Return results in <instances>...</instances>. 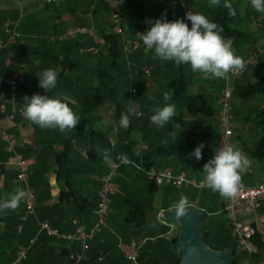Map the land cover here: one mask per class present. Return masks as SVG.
Returning a JSON list of instances; mask_svg holds the SVG:
<instances>
[{"label": "crops", "instance_id": "crops-1", "mask_svg": "<svg viewBox=\"0 0 264 264\" xmlns=\"http://www.w3.org/2000/svg\"><path fill=\"white\" fill-rule=\"evenodd\" d=\"M186 1L199 13L193 0ZM194 1L203 6L200 8L202 11L208 10L209 20L214 17L217 7L210 6L209 0ZM231 1L235 3L236 19L229 25L236 31L233 36L222 35L231 40L235 54L243 59L254 48L261 46L263 49L259 60L246 64L243 72L233 79L230 97L232 136L229 145L240 149L252 161L251 166L242 174V185L251 186L264 184V154L259 155L256 152L262 136L257 115L264 106V95L256 93L243 97L239 95V88L264 75V13L257 12L247 0ZM111 10L110 0H57L51 4H46L44 0H0V39L6 38L1 28L4 21H9L11 27L19 33L12 44L0 49V77L11 76L14 72L21 73L23 79L18 83L16 99L22 110L24 98H31L35 94L61 98L73 111L81 114L97 106L96 96L90 95V91H94L91 90L92 86L82 79L84 70L76 73L75 77L71 75V71L82 58L100 54L103 45L110 46L111 40L104 37L106 34L117 36L111 30ZM125 12L122 23L123 38L137 41V45L125 51L129 60L128 67L132 60L137 61L142 57L140 47L145 48L137 33H145L150 29L137 27L133 31L132 21L144 18L154 22L165 15L168 21L184 19L183 8L173 0H125ZM258 18L261 23L254 21ZM71 26L93 27L97 31L98 40L89 35H79L55 46L54 42L57 41L50 40V36L58 35ZM118 39L120 40L119 37ZM92 47H97V51L92 52ZM74 53L83 57H75ZM137 64L140 70L142 67L148 68L150 74L158 68L157 63ZM48 68L58 73L57 87L52 91L39 87L38 74ZM171 70L172 82L176 80L175 84L180 88L172 96V103L177 108V115L173 118L172 129L169 131L172 133V141L163 139L170 138L171 135L165 131L149 142V136L144 133V122L139 120L140 130H133L132 123L124 132L120 128V132L124 134L120 144L125 140L130 141L133 155L140 145L146 146L143 155L157 145H172V153L163 157L167 162L165 166L156 168L155 163L150 167L171 169L172 166L175 172L191 178L197 176L203 181L204 164L214 158L221 147L218 137L217 95L224 79H206L202 73H193L190 66H177L173 61ZM128 77L132 78L133 73ZM157 83L158 80L154 77L149 82V88L155 89ZM99 84L95 82V90L100 87ZM73 89L74 92L71 93ZM1 91L4 95H0V105L3 102L5 110L0 109V129L15 137L17 144L14 151L27 160L28 184L34 191L36 205L34 214L25 213L23 202L17 211L0 213V264L13 260L24 248L25 256L17 264H70L69 253L79 249L77 242L57 240L45 233L38 234L31 244L28 241L36 235L38 221H47L62 232H73L77 227L87 228L93 223L100 179L109 166L104 162L101 153L107 149L111 153L112 161L120 156L115 151L119 144L112 136L111 119L109 123L100 120L99 127L95 123H80L68 133H61L59 129H41L26 120L22 112H16L11 119L8 118L11 107L5 84L0 86V94ZM67 92L71 96L75 94L81 100L77 101L79 104L67 97ZM122 112L123 110L119 114ZM201 143L205 145L202 159L189 158V153ZM14 151L8 149L0 140V198L16 187L23 188L22 183L16 179L15 168L11 163ZM149 183L155 185L143 172H137L131 165L119 166L114 177L115 187L109 197L107 227L89 243L79 264H129L124 257V251L130 249L131 241L138 247L139 258L143 264H172L178 253L177 247L172 243L178 225L174 220L161 218L171 226L163 224L158 219V214L163 210H173L172 205L178 200H169L167 206L161 205L160 201L164 200L163 192L152 190ZM209 195L215 199V205L208 210L199 207L205 213L200 221L206 217H221L232 237L223 212L224 198L212 190ZM156 199L159 205L154 204ZM138 208L142 210L143 220H138L137 217L128 221L127 212ZM208 218L201 228L204 235L215 248L228 249L227 241L216 240V226ZM257 220L264 236V201L258 210ZM261 252H264V242L261 244ZM257 259L258 257H252L250 262L254 263Z\"/></svg>", "mask_w": 264, "mask_h": 264}, {"label": "clouds", "instance_id": "clouds-1", "mask_svg": "<svg viewBox=\"0 0 264 264\" xmlns=\"http://www.w3.org/2000/svg\"><path fill=\"white\" fill-rule=\"evenodd\" d=\"M210 6L226 8L229 16L234 17L236 10L231 0H209ZM251 6L264 13V0H251ZM185 19L191 22V28ZM185 19L168 21L166 15L156 19L145 33H137L145 45V52L153 51V59L173 61L177 66L187 65L193 73H202L206 79H228L229 75L242 71L245 67L243 57L237 56L232 48L230 39L222 33L223 27L209 20L202 13L189 11ZM39 76V87L52 91L57 87L58 73L48 68ZM172 92H163L165 102L172 100ZM22 114L29 122L38 125L41 129H59L61 133H68L80 124V116L73 111L67 102L61 98H52L47 95L35 94L31 98H24ZM177 115L174 103H165L163 107L153 109L150 122L158 128H164ZM142 116L134 103L129 104L121 113L119 127L127 130L131 126V118ZM203 143L199 144L189 158L202 159ZM101 156L106 164H111V153L105 149ZM118 159L123 164L131 163L127 155L121 154ZM252 161L243 152L231 145H225L214 158L203 167V185L218 192L224 199L236 196L242 187V174L251 166ZM27 193L24 188L16 187L11 193L0 198V213L17 211ZM177 217H185L189 213L190 202L181 197L172 205ZM155 226V225H150Z\"/></svg>", "mask_w": 264, "mask_h": 264}, {"label": "built area", "instance_id": "built-area-1", "mask_svg": "<svg viewBox=\"0 0 264 264\" xmlns=\"http://www.w3.org/2000/svg\"><path fill=\"white\" fill-rule=\"evenodd\" d=\"M57 0H44L46 4H51ZM112 3V10L110 14V23L112 26L113 33L123 32V20L126 16L125 12V0H110ZM251 5V0H247ZM175 4H179L185 14L189 11L195 10L187 5L186 0H173ZM252 7V6H251ZM253 8V7H252ZM256 23H261V19H255ZM188 23L189 28H191V22L185 19ZM2 31L6 34L5 39H0V49L12 44L19 33L11 27L9 21H4L2 23ZM79 35H89L95 40H98L97 31L93 27L88 26H71L66 28L62 33L51 36L52 41H65L74 39ZM137 45V41L124 39L125 51H129L133 46ZM97 47H92L91 51L96 52ZM263 53L261 46L254 48L248 56L244 59L245 66L248 63L256 62L259 60ZM245 68V67H244ZM244 70V69H243ZM242 71H236L229 75L228 79L224 80L223 86L220 89L217 100L219 103V108L217 111L218 118V137L221 141V148L225 145H229V140L232 136V120L230 113V97L233 89V79L238 77ZM144 74H150V71L146 67H142ZM23 76L20 72H14L11 76L0 77V86L5 84L8 88V102L10 104L11 110L8 118H12L13 115L18 112L21 113L22 109L17 103V87L18 83L21 82ZM130 93L133 96L135 94V89L131 88ZM2 97L4 92L1 91ZM131 96V97H132ZM136 105L135 102H132ZM137 107V105H136ZM2 111L5 110V104L2 102L0 105ZM138 109V108H137ZM138 111V110H137ZM139 112V111H138ZM0 140L7 146L8 149L14 151V147L17 144L15 137L0 129ZM146 148L145 145H140L135 151L134 156L136 159L130 160L131 165L137 172H143L146 177L157 186H177V187H201L202 184L191 177L185 176L181 172H175L172 169H153L145 168L142 164V153ZM218 150V151H219ZM15 168V175L18 182L22 183L23 188L26 190V197L22 201L26 214H34L36 200L33 189L28 184L29 170L26 158L14 151L13 160L11 161ZM119 159L111 162L108 166V170L104 173L100 179V186L97 192L96 198V208H95V219L93 223L87 228L77 227L73 232H62L57 228L52 227L47 221L37 222V232L34 237H32L28 243L31 244L36 236L40 233H45L46 235L57 239L65 240L69 243L77 242L79 249L77 251H70L69 259L70 264H79L84 252L88 249L89 243L96 237H98L102 231L107 227V218L109 212V197L114 190V177L116 176L117 170L120 165H122ZM225 203L223 206V212L227 218L228 225L231 229L234 241L237 246L241 248L246 254L247 259L243 262H238L236 264H264V252H261L260 244L264 242L263 231L257 220L258 210L260 209L264 201V184H256L251 186H244L240 188L235 197L231 199H224ZM162 211L158 214V219L166 225L171 226L164 219H161ZM20 230V226L17 227ZM130 249L124 251V257L127 259L129 264H143L139 258L138 247L131 241ZM26 248L21 249L18 255L6 264H17L21 259L24 258ZM252 257H258L257 261L254 263L250 262Z\"/></svg>", "mask_w": 264, "mask_h": 264}, {"label": "rangeland", "instance_id": "rangeland-1", "mask_svg": "<svg viewBox=\"0 0 264 264\" xmlns=\"http://www.w3.org/2000/svg\"><path fill=\"white\" fill-rule=\"evenodd\" d=\"M208 1V0H207ZM194 6L196 7V10L199 13L204 14L208 19V10L203 11L200 9L201 6L200 3L194 1ZM187 5H189L187 3ZM190 6V5H189ZM191 7V6H190ZM180 8V7H178ZM205 11V12H204ZM104 12H107V10H104ZM107 14V13H106ZM216 14V13H215ZM112 29V26H111ZM51 37V36H50ZM120 38V40L118 39ZM124 28L122 33H117L116 39H117V50L115 56H112V54L109 51V47L106 45H103L101 48V52L98 55H88L87 57L82 58L79 60V64H76L74 69L71 71V75L74 77L76 76V73L83 72L82 79L84 82L90 84L92 86L90 91V95L92 97L96 96V103L97 106L91 108L86 113H80L77 112V114L80 116V123H95L96 126L99 127L100 120L103 121V123H109V120L111 119L112 122V136L114 139H117L118 146L120 147V143L124 137V134L120 132L119 127V121L121 114L119 112L121 110H125V108L132 104V102H135L137 105V110L142 113V117H133L131 118L132 126L134 127L133 130L139 129V120L144 122V133L145 136H149V142H151V139H156V137L162 132L165 131L167 133H170V129H172V121H170L164 128H158L156 125L150 122V116L153 114V109L156 107H163L165 103H172L171 101L165 102L163 99V92L170 91L174 94L172 91V70H171V61H161L159 58L153 59L154 56V50L145 52V48L143 46L140 47L139 51L141 52V56L139 60L137 61H131V66H129V60L126 56L127 53L125 52L124 48ZM65 41H57L54 42L55 46H60ZM79 53H74L75 57H83L82 55H78ZM80 56V57H79ZM100 58V59H99ZM99 60V61H98ZM137 63H157V70L152 71L150 76L144 74L142 70L138 68ZM99 65V66H98ZM151 67V66H150ZM130 73H133V77L130 78L128 75ZM154 77L157 78L158 83L157 87L155 89L149 88V82ZM96 83L99 84V88L97 90L94 89L93 85ZM134 88L136 90L135 94L132 96L130 93V89ZM75 89L77 87H74ZM74 92V89L71 91V93ZM66 96L74 100L73 102L79 104L78 100L74 95L71 96L69 92L66 93ZM65 96V97H66ZM132 96V97H131ZM89 126V124H87ZM97 129L99 130V128ZM140 130V129H139ZM123 132L125 129L122 130ZM117 132L119 134H117ZM109 131L106 133L108 135ZM170 138H163L165 141H172V133H170ZM164 135V134H163ZM152 136L155 138H152ZM118 137V138H117ZM148 138V137H147ZM146 138V139H147ZM162 141V140H160ZM107 143V141H106ZM108 146V145H107ZM166 160L161 157L157 160L155 167L156 168H162L166 164ZM172 169V166H171ZM106 173V172H105ZM196 175V174H195ZM194 175V176H195ZM196 177V178H195ZM194 178L198 182V184H202V180L197 178L195 176ZM151 188L155 191L163 192V199L160 201L164 206H167L169 203V200L172 202H176V200H180L181 197H186L190 202V208L196 210L197 212H202L204 209H213L215 205V199L210 197V189H208L203 184L201 187H192L189 186L187 188L184 187H177V186H155L152 183ZM165 187V188H164ZM161 188V189H160ZM154 204H158V200L153 201ZM203 207V210H200L199 207ZM150 209V206L147 208ZM174 209V208H172ZM165 211V210H163ZM207 218H203L200 221V226L202 228L203 224L207 221ZM169 219H167L168 221ZM208 221L216 226L215 230L217 231L218 235H216V240L220 239V241L223 239V241H227L229 248H234V258L236 261L243 262L247 254L237 246L236 242L234 241L233 235L230 236V231L226 230V223L223 221L221 217L213 216L211 218H208ZM174 223H177V221H173ZM229 226V225H228ZM232 233V232H231ZM209 247H214L211 242L209 243ZM238 263V262H237Z\"/></svg>", "mask_w": 264, "mask_h": 264}, {"label": "trees", "instance_id": "trees-1", "mask_svg": "<svg viewBox=\"0 0 264 264\" xmlns=\"http://www.w3.org/2000/svg\"><path fill=\"white\" fill-rule=\"evenodd\" d=\"M231 3L233 5V7L235 8V3L232 1H231ZM221 4H223V0H221ZM235 19H236V16H234V17L229 16L228 10L226 8H223L222 6H220V7H217V12L214 15V17L211 19V21L215 22L218 25L223 27V29H224V31L222 33L223 35L233 36L236 29L232 28L229 25V23ZM146 21L147 20H145L144 18L142 20L138 19L136 21H132L131 22V29L134 31L135 28H137V27L150 28V23H147ZM104 37L106 39H108L109 41L111 40L110 46H109V51L112 54V56H115L116 53L118 52L116 37H114L112 34H106ZM175 81L176 80H174L172 82V84L174 83V87H172V91L174 92L173 95L178 93V89H180L177 87V84H175ZM256 93H261L264 95V75L262 77H260L257 81L248 82L239 88V95H241L243 97H249V96L254 95ZM257 116L259 119V123L261 125L262 136H261L259 143L257 145V148H256L257 151L256 152H257V154L262 155V154H264V106L262 107L261 110L258 111ZM115 151L118 152V155H121V154L127 155L129 160L136 159L135 156L133 155V153L131 152V142L128 140H125L120 145L119 148L115 149ZM171 153H172V145L171 146L157 145L156 147L148 150L144 155L142 154V164L145 168H151L150 166L154 165L160 157H166L167 155H169ZM127 214H128V216H126V219L128 221H130L131 219H136L137 217L139 218L138 220H143L142 210L140 208H138L137 210H129V212H127ZM201 214H202V217L205 215V213L203 211L201 212ZM178 230H179V226H178ZM178 230H177V232H178ZM199 232H200V235H201L203 241L209 247L210 241L204 235L203 231L201 230V227L199 228ZM176 239H177V234L175 236H173V238H172V243L175 245V247H176ZM260 248H261V244H260ZM210 249L219 250L218 248H215V247H211ZM225 250L230 251L232 253V260H231L230 264H236L237 261L234 258V248H228ZM178 262H179V255L177 253V256L175 257L172 264H177ZM96 264H100V263H96Z\"/></svg>", "mask_w": 264, "mask_h": 264}, {"label": "water", "instance_id": "water-1", "mask_svg": "<svg viewBox=\"0 0 264 264\" xmlns=\"http://www.w3.org/2000/svg\"><path fill=\"white\" fill-rule=\"evenodd\" d=\"M162 217L177 221L176 247L179 255L177 264H230L232 253L227 250H211L199 232L200 212L190 208L185 217H177L175 209L162 211Z\"/></svg>", "mask_w": 264, "mask_h": 264}]
</instances>
